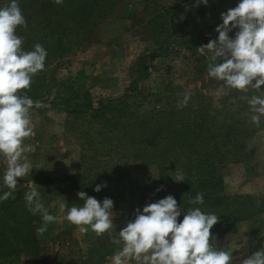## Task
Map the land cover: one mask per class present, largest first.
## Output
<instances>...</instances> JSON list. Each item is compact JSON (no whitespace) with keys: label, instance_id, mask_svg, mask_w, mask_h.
Here are the masks:
<instances>
[{"label":"trees","instance_id":"obj_1","mask_svg":"<svg viewBox=\"0 0 264 264\" xmlns=\"http://www.w3.org/2000/svg\"><path fill=\"white\" fill-rule=\"evenodd\" d=\"M20 1L25 10L34 5L35 11L31 18L26 12L27 27L19 28V34L25 39V45L39 43L46 49L45 67H48L58 55L61 58L76 46L97 42L100 21L123 0H63L61 5L54 4L52 0ZM170 12L164 10L155 16L154 24L158 30L171 29L172 23L168 25L166 19ZM219 24L221 22L213 26L194 25L189 31L191 39L185 44L197 43L198 48L210 39H216L218 33L215 28ZM175 42L174 36L169 34L152 54L143 55L131 85L121 96L108 99L102 105L95 106L88 93L75 91L67 83L56 87L54 98L50 100L49 85L43 71L33 77L27 95L34 101L49 104L52 110L62 111L74 126H84L87 135L82 134V137L84 135L88 141V151L94 160L101 155L109 158L118 153L117 146L123 143L121 151L128 153L131 166H135L136 171L148 178L155 172L153 177L157 178L158 184L145 197L148 203L172 195L182 209L199 207L205 213H215L220 219L210 231L216 241L234 234L239 223L251 221L262 212L251 196L223 193L224 168L249 160L247 145L260 131L250 122L252 113L246 100L239 98L255 93L233 90L221 96L219 103L215 104L199 92L192 91L188 106L184 108L177 107L185 93L178 84L162 81L154 93H146L143 82L151 74L146 61L168 57L173 53ZM197 48L193 55L204 60V66L199 69L204 73L207 71V56L200 55ZM24 50L28 51V48L24 47ZM261 89L264 90V85ZM261 127L264 128V121ZM82 172L80 170L76 176L66 178L63 183L76 193L84 191L87 195L103 196L105 189L96 192L93 183L100 185L106 182V178H101L99 173L91 174L92 183L83 179ZM178 172L183 173L184 181H175ZM99 181L101 183L98 184ZM86 182L90 184L85 185ZM28 190L17 189L13 193L14 198L0 201V263L25 253L31 254L36 264L41 261L37 252L40 234L36 228L42 221L39 215H31L25 206L24 194ZM39 190L48 207L45 191ZM198 192L203 193L204 203L190 204ZM0 195H3L2 191ZM70 200L66 201H80L76 197H70Z\"/></svg>","mask_w":264,"mask_h":264},{"label":"rangeland","instance_id":"obj_2","mask_svg":"<svg viewBox=\"0 0 264 264\" xmlns=\"http://www.w3.org/2000/svg\"><path fill=\"white\" fill-rule=\"evenodd\" d=\"M238 2L208 0L207 6L201 4L194 7L195 0H123L100 21L97 42L76 46L61 58L58 55L52 65L44 68L49 99L54 98L55 88L62 83H67L75 91L88 93L95 106L121 96L136 78L141 57L152 54L154 48L172 34L176 39L173 53L165 58L146 61L151 71L150 77L143 82L146 93H154L162 81H169L178 84L182 92L197 91L218 104L221 96H217L216 92L220 82L210 78L207 71L200 73L204 60L193 55L197 43L185 42L191 39L189 31L194 25L222 23L220 14L234 8ZM8 3L10 0H0V7ZM18 3L23 11L24 4L20 0ZM164 10L172 11L166 16L168 25L172 23L169 31L158 30L154 24L155 16ZM34 11L32 5L31 9H24L22 13L26 16L27 12L30 14L27 17L31 18ZM235 31L230 32L229 36L233 37ZM19 32L18 28L17 34L21 36ZM35 44L28 46L24 43L23 47L29 51ZM50 107L46 104L31 111L34 135L25 140L24 155L32 163L33 169L17 185V189H29L31 181L38 185L46 193L50 214L57 217L56 222L39 235V264H111L108 257L118 250V246L110 243L109 236L98 237L91 230L81 234L78 227L65 219L66 212L60 211L61 202H66L68 207L83 204L77 196L78 192L63 182L68 177L76 176L80 170L83 171V179L92 183L91 174L99 173L101 178H106L105 183L98 182L106 185L101 188L106 193L101 197L88 196L101 202L104 198L113 200V211L116 213L114 223L116 231H120L127 221L134 219L135 209L142 210L148 203L145 197L158 184L157 178L153 177L155 172L148 178L136 171L135 166H131L128 153L121 151L123 143L117 146L118 153L109 158L101 155L94 160L88 151V141H85L84 135L82 137V134L87 135L85 127L74 126L62 111ZM247 151L250 156L247 162L229 164L224 168L223 193L228 196H251L262 212L251 221L239 223L234 234L212 240L214 246L231 253V264H242L243 259L252 252L264 248V136L256 134L248 143ZM4 172L5 162L0 158L2 192L6 190L3 186ZM93 185L96 187V183ZM58 188L62 190L56 191ZM70 197L80 201L69 203ZM182 219L183 213L178 217V222ZM0 264L36 263L31 254L25 253Z\"/></svg>","mask_w":264,"mask_h":264},{"label":"clouds","instance_id":"obj_3","mask_svg":"<svg viewBox=\"0 0 264 264\" xmlns=\"http://www.w3.org/2000/svg\"><path fill=\"white\" fill-rule=\"evenodd\" d=\"M61 5L63 0H52ZM207 6L208 0H195L194 7ZM222 23L215 28L216 39L197 48L200 55L207 56V74L220 82L217 96L230 94L233 90L247 94L246 100L252 113L250 122L264 136V0H239L234 8L220 14ZM27 27L18 0H10L0 7V158L5 162L3 186L0 201L14 198L18 181L29 176L32 163L24 155L25 140L34 135L31 111L45 107L39 100L27 95L33 77L45 68L46 49L39 43L30 51L24 50V39L17 29ZM236 29L233 37L229 33ZM191 92H185L177 102L178 108L188 106ZM177 182L184 181L182 172L176 175ZM106 185H97L99 192ZM40 187L31 181L24 194L25 206L33 216L41 217L38 234H44L57 217L50 214L40 193ZM161 189H157L160 191ZM77 196L82 206L68 207L66 202L59 205L66 212L65 219L78 227L81 234L89 230L96 236L107 235L110 243L118 250L108 257L111 264H231L232 255L212 243L211 229L219 222L215 213H205L199 207L187 211L178 205L172 195H167L154 203H147L143 209H135L134 219L126 222L116 231L113 211L114 202L110 198L98 201L79 191ZM192 205L204 203L203 193H197L189 201ZM183 213V219L178 217ZM242 264H264V248H260L246 258Z\"/></svg>","mask_w":264,"mask_h":264}]
</instances>
